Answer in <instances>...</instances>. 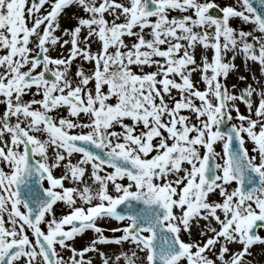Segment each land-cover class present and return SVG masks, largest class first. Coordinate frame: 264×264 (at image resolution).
<instances>
[{
  "label": "snow or ice",
  "instance_id": "6c2138e0",
  "mask_svg": "<svg viewBox=\"0 0 264 264\" xmlns=\"http://www.w3.org/2000/svg\"><path fill=\"white\" fill-rule=\"evenodd\" d=\"M0 264H264V0H0Z\"/></svg>",
  "mask_w": 264,
  "mask_h": 264
},
{
  "label": "rangeland",
  "instance_id": "374dc122",
  "mask_svg": "<svg viewBox=\"0 0 264 264\" xmlns=\"http://www.w3.org/2000/svg\"><path fill=\"white\" fill-rule=\"evenodd\" d=\"M69 23V21L66 20V24ZM246 75V73H245ZM229 83L232 84V83H235L237 84V90H239V88L245 83V82H240L237 80V77L236 76H232L229 80ZM248 83H251V79L249 78V81ZM241 110L243 111L244 110V107L243 105H241Z\"/></svg>",
  "mask_w": 264,
  "mask_h": 264
},
{
  "label": "bare ground",
  "instance_id": "6f19581e",
  "mask_svg": "<svg viewBox=\"0 0 264 264\" xmlns=\"http://www.w3.org/2000/svg\"><path fill=\"white\" fill-rule=\"evenodd\" d=\"M64 23L66 24V20L64 21Z\"/></svg>",
  "mask_w": 264,
  "mask_h": 264
}]
</instances>
